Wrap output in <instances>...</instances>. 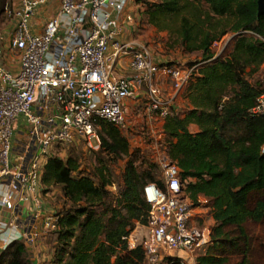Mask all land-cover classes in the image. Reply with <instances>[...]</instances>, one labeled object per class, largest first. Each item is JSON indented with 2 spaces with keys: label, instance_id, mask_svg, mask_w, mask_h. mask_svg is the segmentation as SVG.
I'll list each match as a JSON object with an SVG mask.
<instances>
[{
  "label": "trees",
  "instance_id": "1",
  "mask_svg": "<svg viewBox=\"0 0 264 264\" xmlns=\"http://www.w3.org/2000/svg\"><path fill=\"white\" fill-rule=\"evenodd\" d=\"M147 23L168 32L173 46L201 60L183 89L184 110L163 120V145L180 170L187 199L206 201L214 222L212 243L196 264H252L247 223H264V114L255 113L264 82L251 78L264 64V15L259 0H138ZM232 34L230 53L213 46ZM196 126L198 132H192ZM96 165L83 170L80 156L50 158L45 193L59 188L63 209L56 214L53 254L48 264H146L142 246L127 238L147 227L151 205L145 188L155 184L158 165L140 172L129 139L100 123ZM127 160L116 193L111 163ZM242 257L234 263L232 258ZM168 264H187L169 258ZM0 264H34L24 241L13 243Z\"/></svg>",
  "mask_w": 264,
  "mask_h": 264
},
{
  "label": "built area",
  "instance_id": "2",
  "mask_svg": "<svg viewBox=\"0 0 264 264\" xmlns=\"http://www.w3.org/2000/svg\"><path fill=\"white\" fill-rule=\"evenodd\" d=\"M46 2L21 0L13 12L7 51L17 60V72L4 64L6 38L0 30V255L18 241L32 251L40 226L56 229V215L43 211L42 180L50 158L83 142L99 150L101 122L128 131L125 102L139 101L144 93L149 121L173 115V99L164 98L160 81L170 80L177 95L195 68L157 64L146 47L121 42L125 25L135 24L133 16H125L130 0H62L45 32L35 35L30 18ZM124 57L130 58L133 78L114 75ZM254 112L264 114V95ZM156 163L164 189L145 188L148 235L141 241L134 231L127 242L130 249L143 247L148 264H168L177 253L196 264L212 232L195 224L198 208L185 196L180 170L166 151L157 149Z\"/></svg>",
  "mask_w": 264,
  "mask_h": 264
},
{
  "label": "rangeland",
  "instance_id": "3",
  "mask_svg": "<svg viewBox=\"0 0 264 264\" xmlns=\"http://www.w3.org/2000/svg\"><path fill=\"white\" fill-rule=\"evenodd\" d=\"M21 0H0V30L5 32L13 27L14 15L16 2ZM228 40L225 41L221 47L214 45L213 52L216 56L221 54H228L232 47V35H229ZM153 53L155 58H164L170 65H177L183 69H189L192 66L200 62L201 54H187L181 47L173 46V42L170 39L169 33L164 32L162 35H156ZM150 45V44H148ZM165 61V60H163ZM253 84L263 83L264 74L259 73L251 78ZM168 90L164 92V98L166 100L172 99L169 89L172 88V83L167 81ZM182 93L180 92L176 95L175 100L172 101L173 107L176 111L184 110V104L182 103ZM170 94V95H169ZM146 98L143 96L139 101H132V106L135 108L132 113L128 116L129 130L122 132L130 142L131 153L133 155V161L135 166L140 172L147 170L152 165H157V149L161 152H165V147L163 145V133H162V120L157 119L152 122L147 119L145 113L146 109ZM93 145L96 142L93 141ZM99 150H94L90 148L86 143H81L77 146H72L64 149L62 151V156L60 159L66 160L67 158L78 155L82 163L83 170L90 171L95 167L96 156L95 153ZM127 160L112 162L111 170L114 173L113 181L115 182V187L110 190L116 193L118 186L122 182V174ZM156 181H162V171L158 166L157 172L155 174ZM64 199L59 188H53L48 193H45L43 211L45 216L53 217L59 211L63 209ZM196 213L199 215L195 219V224L202 229H207L212 232L214 222L211 218L210 210L206 208V203H201ZM201 217V218H199ZM42 221V220H41ZM249 239H250V260L252 264H264V223L255 224L247 223L245 226ZM136 234L138 239L145 241L148 235V230L144 226L137 225ZM39 231L40 237L36 247L30 251V258L33 260L34 264H48L52 258L53 247H54V230H44L41 228ZM3 254L0 255V257ZM242 260V257H234L232 261L234 263ZM148 264V263H146Z\"/></svg>",
  "mask_w": 264,
  "mask_h": 264
},
{
  "label": "crops",
  "instance_id": "4",
  "mask_svg": "<svg viewBox=\"0 0 264 264\" xmlns=\"http://www.w3.org/2000/svg\"><path fill=\"white\" fill-rule=\"evenodd\" d=\"M150 1H154V0H150ZM61 3H62V0H47L46 3L38 5L35 8L30 18V28L33 34L42 35L45 32L47 23L58 15L60 8H61ZM15 6H16L15 10H19L21 7V1L16 2ZM144 12H145V8L143 7L142 4L138 2V0H130L128 7L126 9L125 16H129V15L133 16L135 20V24L125 25L124 32L120 40L122 43L129 44L132 46H137V45L144 46L148 49L155 63L160 64V65L168 64L166 59L155 58L153 54L155 52L154 38L156 35H162V33L164 32H159L155 27L149 25L147 21L144 19V16H143ZM15 25H16V21L14 20L13 27L9 29L8 31L4 32L5 38H6L5 43H4L5 50H6V54L4 57V64L12 72H17L18 70L17 60L12 55H10V53L7 50H8L9 39L11 37V34L13 33ZM229 35H232V34H229ZM229 35L224 37L222 41L217 43L216 45L221 47V45H223L225 41L228 40L227 38ZM129 62H130V58L124 57L115 65L114 75L117 78H133V73L131 72L129 68ZM259 73L264 74V64L261 66ZM167 81H170V80L162 79L160 81V86L164 92L168 90V86L166 84ZM172 91H173L172 88H170L169 89V92H171L170 94H173ZM143 96L146 98V95L144 93L140 97V99H142ZM175 98H176V94L174 93L172 95V99L175 100ZM181 101L183 104H186L184 100H181ZM131 104H132V101L125 102V111L127 114V118L132 113V111L135 109L133 108ZM162 126H163V121H162ZM190 130L192 132H198V128L196 126H191ZM172 256L175 258H187V256L183 253H177Z\"/></svg>",
  "mask_w": 264,
  "mask_h": 264
},
{
  "label": "water",
  "instance_id": "5",
  "mask_svg": "<svg viewBox=\"0 0 264 264\" xmlns=\"http://www.w3.org/2000/svg\"><path fill=\"white\" fill-rule=\"evenodd\" d=\"M258 12H259V15H264V0H259Z\"/></svg>",
  "mask_w": 264,
  "mask_h": 264
}]
</instances>
